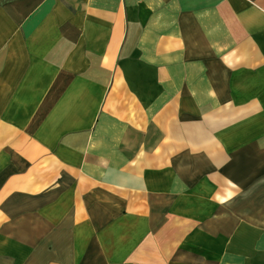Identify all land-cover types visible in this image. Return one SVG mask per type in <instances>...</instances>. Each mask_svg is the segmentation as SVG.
Wrapping results in <instances>:
<instances>
[{
	"label": "crops",
	"instance_id": "obj_1",
	"mask_svg": "<svg viewBox=\"0 0 264 264\" xmlns=\"http://www.w3.org/2000/svg\"><path fill=\"white\" fill-rule=\"evenodd\" d=\"M258 175L264 0H0V264H264Z\"/></svg>",
	"mask_w": 264,
	"mask_h": 264
},
{
	"label": "rangeland",
	"instance_id": "obj_2",
	"mask_svg": "<svg viewBox=\"0 0 264 264\" xmlns=\"http://www.w3.org/2000/svg\"><path fill=\"white\" fill-rule=\"evenodd\" d=\"M245 179H247V177ZM257 179H258V180H256L257 182H262V181H264V176L263 175H258L257 176ZM261 186H264V185H261ZM259 196H261L263 198L264 197V192L263 191H260L259 192ZM260 204H262V203H260ZM261 209L264 210V207L261 206Z\"/></svg>",
	"mask_w": 264,
	"mask_h": 264
}]
</instances>
